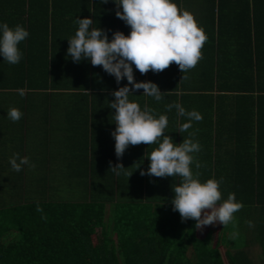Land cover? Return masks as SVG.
<instances>
[{"label": "trees", "instance_id": "16d2710c", "mask_svg": "<svg viewBox=\"0 0 264 264\" xmlns=\"http://www.w3.org/2000/svg\"><path fill=\"white\" fill-rule=\"evenodd\" d=\"M176 2L180 7L181 0ZM263 2L261 7L260 0H233L230 30L237 54H233L234 59L231 54L228 63L218 54V62L208 75L210 92L206 96L233 100L236 116L246 125V137L237 140L240 151L234 156L235 168L219 171L218 166L214 170L209 165L200 175L203 180L223 178L222 198L234 193L242 202L239 210H246V234L252 232L246 235V250L227 249L225 260L220 250L225 236L212 245L209 238L197 235L194 219H181L171 203L172 187L179 181L173 176L162 180L142 175L141 170H147L143 166L119 175L110 169H79L69 172V194L52 186L0 187V264H256L247 250L253 242L260 244L264 258V55H260L264 23L258 19L259 13L264 14ZM211 3L220 8L223 1ZM116 10L114 0H11L3 11L13 18L27 14L30 39L33 22L41 16L37 31L44 36L38 49L42 57L28 56L31 65L27 66L22 53L20 72L3 76L8 81L1 80L0 87L63 89L79 99H89L92 95L88 91L103 90L106 92L101 93L114 98L115 77L104 74L99 65L81 60L68 73L57 72L61 70V55L57 57L59 41L54 38L57 16L74 23L77 17L90 16L93 26H98L105 21L102 13L114 14L107 18L115 22ZM23 24L27 26L26 21ZM253 34L260 43L254 44ZM28 48L31 51V46ZM36 69L40 72L35 73ZM148 76L139 72L136 77L152 81V71ZM145 146L142 143V148ZM125 173H131L132 179Z\"/></svg>", "mask_w": 264, "mask_h": 264}, {"label": "crops", "instance_id": "0c3cea01", "mask_svg": "<svg viewBox=\"0 0 264 264\" xmlns=\"http://www.w3.org/2000/svg\"><path fill=\"white\" fill-rule=\"evenodd\" d=\"M10 1L1 0L0 22H7L10 26H14L26 21V28L30 33L29 21L25 20L27 14L25 17H22L23 15L19 17L21 15L19 14L18 17L13 18L8 16L10 12L3 11ZM222 1L223 4L219 8L217 4L212 6L211 0H181L180 8L190 11L207 35V40L201 49V59L195 67L184 73L175 62H171L161 71L150 69L146 72V76H148V73L152 71L154 75L152 81L164 93L161 101L145 96L143 90L139 89L134 90V94L130 95V99L136 100L141 107L147 104L155 110L157 115H167L168 126L165 129V134L172 137L174 143L182 142L183 138H191L199 142L200 151L193 155L195 160L199 161L200 168L196 169L193 166V171L199 172L200 175L203 170H207L206 167L209 165L214 170L217 166L216 169L219 171L234 170L236 161L234 156L240 151L237 147V140L246 137V125H242V117L240 118L238 114L236 116L234 109L236 104L233 100H217L206 96L210 92L208 75L210 70H214L215 62H218V54L221 55V60L225 63L232 60L231 54L233 59L235 58L233 54H237L233 50L235 39L231 35L232 30H230L234 21L232 12L234 3L233 0ZM260 1L262 7L263 0ZM107 16L114 17V14H100V17L105 21H100L98 27L107 32L109 39L112 38L114 31L120 30L126 35L130 32V26L126 23L122 24L119 17L115 16L117 20L113 22ZM40 17L37 16L33 22L34 31L31 32V39L28 36L19 44L21 52L26 56L27 66L31 65L28 56L35 59L42 57L38 49L44 36H40L37 31L40 26L38 20V18L41 19ZM58 18L59 16L55 21L54 39L59 41L57 57L61 55L58 57L61 62V70L57 72L68 73L75 66V61L66 55L68 38L75 34L78 26L73 21L66 20L67 22H64L65 18ZM258 19L261 21L260 24L264 23V14L259 13ZM253 35L255 36V34ZM257 39L255 36L254 44L256 41L260 43L261 39ZM29 43H32L31 51L28 48L30 47ZM260 55H264V45L260 47ZM20 65L21 62L9 64L0 56V81L7 82V78L3 76L8 73L20 72ZM38 69L35 73L40 72ZM100 69L104 74L107 73L102 66ZM133 70L134 78L138 81L136 76L139 71L135 69V66H133ZM126 83H128L126 78L122 79L119 84L117 83L116 89ZM33 89L26 87L19 91L20 89L0 87V187L52 186L61 194H69L72 189V184L69 182V179L72 178L68 177L69 172L79 169L99 172L107 169L112 170L110 167L116 164H122L125 167L123 170H137L140 166L148 168L147 155L157 147L155 143L151 145L145 143V148H142V143H140L141 145H129L122 156L117 157L115 154V141L111 135L112 130L116 127L115 122L112 121L114 109L108 106L109 101L115 98L107 97L101 93L106 91H97L99 93L88 91L87 93L91 94L93 98L91 96L89 99H79L72 96L73 93H70L72 91L69 90L60 89L57 91V89L49 88L44 91L39 86H34ZM175 102H179L186 110L199 111L203 118L200 121H193L192 127L185 132H179L181 123L185 122L187 118L177 116L174 108L168 111L165 107L167 104ZM13 107L23 113L19 120L13 121L7 116L8 110ZM108 133L109 135H107ZM17 153L20 157L27 156L29 159V164L22 166L18 172L11 168L9 162L10 157ZM228 166H230L229 170H227ZM159 178L168 179V177ZM175 179L179 180L178 183L180 182V178L175 177ZM200 179L203 180V177L200 176ZM234 218L225 226L220 222L211 224L212 229L205 234H201L203 227L197 229V235L201 238H209L212 245L217 244L220 236H225L222 242L224 245L220 246L225 260L227 249L246 250V235L248 237L252 234L250 231L246 234V210L243 212L238 210L234 214ZM233 233L236 234L235 238L232 237ZM247 250L256 264L260 261L264 264L259 243H250Z\"/></svg>", "mask_w": 264, "mask_h": 264}, {"label": "clouds", "instance_id": "9594fccd", "mask_svg": "<svg viewBox=\"0 0 264 264\" xmlns=\"http://www.w3.org/2000/svg\"><path fill=\"white\" fill-rule=\"evenodd\" d=\"M114 3L117 5L115 15L130 26V32L126 35L117 30L109 39L104 29L97 24L93 26L92 17H77L75 23L78 27L75 34L68 38L66 55L75 62L87 60L93 66H102L118 84L124 78L128 82L113 90L115 99L108 104L114 109L112 121L116 127L111 135L115 141V154L122 156L129 145L157 144L147 155L149 166L146 173L141 170V174L181 178L172 187L174 195L171 203L182 220L194 219L196 228L216 222L228 225L243 204L234 193H229L226 199L222 198L223 178L201 180L200 173L193 171V166L200 168L193 155L200 151L199 142L183 138L182 142L174 143L173 138L165 134L167 115H157L147 104L141 107L136 100L130 99L134 90L143 89L145 96L161 101L164 93L159 86L150 80L137 81L133 66L141 74L150 69L161 71L171 62L177 63L183 73L195 67L207 40L203 27L198 25L190 11L178 7L176 0H114ZM28 36L29 31L22 24L10 26L7 22H0V56L3 60L9 64L19 63L22 59L19 44ZM165 107L168 111L174 108L177 116L187 118L179 127L181 133L191 128L193 121L203 118L199 111L186 110L179 102ZM22 115L15 107L7 112L13 121L19 120ZM9 162L11 168L18 172L22 166L29 164V159L17 153L10 157ZM110 168L119 175L125 167L116 164ZM131 173L125 174L129 177ZM40 210L37 206V211ZM235 235L233 233L232 237L235 238Z\"/></svg>", "mask_w": 264, "mask_h": 264}, {"label": "rangeland", "instance_id": "374dc122", "mask_svg": "<svg viewBox=\"0 0 264 264\" xmlns=\"http://www.w3.org/2000/svg\"><path fill=\"white\" fill-rule=\"evenodd\" d=\"M203 228L201 229V234H205L207 231L210 232V230L212 229V225L211 224H208V225H205V226H202ZM95 240H96V236H95ZM258 264H263V262H259Z\"/></svg>", "mask_w": 264, "mask_h": 264}]
</instances>
